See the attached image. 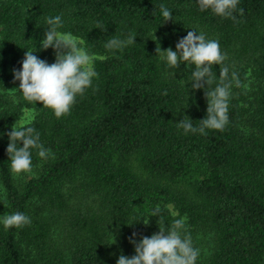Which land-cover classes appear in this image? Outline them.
Segmentation results:
<instances>
[{
  "label": "trees",
  "instance_id": "1",
  "mask_svg": "<svg viewBox=\"0 0 264 264\" xmlns=\"http://www.w3.org/2000/svg\"><path fill=\"white\" fill-rule=\"evenodd\" d=\"M57 15L58 31L80 40L97 73L60 118L10 91L27 51L55 62V50L40 42L46 19ZM233 15L201 11L198 0H0V184L6 213L31 221L7 229L0 222V264H117L121 254L135 255L130 238L157 234L158 223L167 234L185 217L200 249L196 264H264V0H239ZM193 30L219 42L222 66L240 81L222 131L177 127L184 116L200 126L205 93L219 83L213 65L214 82L193 89L194 65L169 67L156 52L157 43L176 51ZM133 33V44L106 47ZM23 109L35 110L26 125L50 150L47 158L31 150L25 181L7 153Z\"/></svg>",
  "mask_w": 264,
  "mask_h": 264
},
{
  "label": "clouds",
  "instance_id": "2",
  "mask_svg": "<svg viewBox=\"0 0 264 264\" xmlns=\"http://www.w3.org/2000/svg\"><path fill=\"white\" fill-rule=\"evenodd\" d=\"M239 0H198L201 11L211 9L215 14L235 20L233 15ZM165 21L172 20L171 12L164 5L160 6ZM243 15V9H240ZM49 26L45 38L40 42L42 49L53 48L56 60L49 64L45 60L33 55V51L25 53L22 70L14 71L15 80H18L19 89L23 98L30 103L40 102L43 107L51 109L57 118L70 113L76 97L82 96L91 87L92 80L97 76L94 69L93 58L86 49L80 47V41L71 33L58 31L62 27L61 16L47 18ZM189 31L187 35L176 44V51L171 48L161 50L157 43L156 52L162 54L160 58L166 60L169 67L177 68L179 63L187 62L194 65L192 71V88L200 89L211 85L216 78L213 74V65L220 66L219 83L210 91H206L208 102L206 118L200 120V126L194 127L192 120L184 116L177 123L185 133L199 132L206 134L205 129L222 131L228 123V105L233 84L241 86L236 72L231 73L229 67L222 66L227 56L221 52L217 40H208L201 32ZM135 34H130L127 40L111 38L106 44L108 49H122L133 44ZM15 91V90H12ZM10 143L7 153L10 158V170L14 176L32 172L31 150L37 149L38 156L47 158L50 150L40 143L39 133L31 126L15 123L8 133ZM23 146H19V142ZM160 208L157 207L152 215L157 216ZM186 217L175 219L171 226L165 229V224L159 225V232L151 237H143L139 243L133 238L130 242L135 244V255L131 258L123 254L117 264H196L200 256V249L194 247L191 235L187 232ZM3 226L7 228H21L31 223L30 218L23 213L15 212L2 217ZM145 225L149 223L144 222ZM133 233V237H135Z\"/></svg>",
  "mask_w": 264,
  "mask_h": 264
},
{
  "label": "rangeland",
  "instance_id": "3",
  "mask_svg": "<svg viewBox=\"0 0 264 264\" xmlns=\"http://www.w3.org/2000/svg\"><path fill=\"white\" fill-rule=\"evenodd\" d=\"M80 47H82V43H80ZM92 58L94 60V57H92ZM12 90H15V91H12ZM18 90H19V87H14V88L10 89L12 94H15ZM35 114H36V112L33 109H23L21 116L16 123H22V124L26 125L33 120ZM31 175H32L31 173H24V174H21L20 176H16V177L18 179L25 181V180H28V178H30ZM2 189L3 188L0 184V222H2V217L4 215L8 214V213H6V209H5V205H4V195H3ZM168 207L172 211V213L175 214V211H173L172 206L169 205Z\"/></svg>",
  "mask_w": 264,
  "mask_h": 264
}]
</instances>
